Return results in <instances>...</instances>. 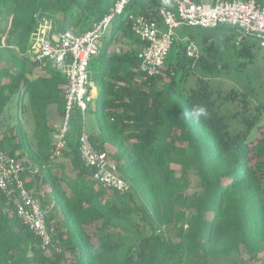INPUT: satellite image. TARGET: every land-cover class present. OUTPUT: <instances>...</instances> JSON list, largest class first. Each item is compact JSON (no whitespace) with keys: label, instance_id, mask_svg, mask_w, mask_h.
Listing matches in <instances>:
<instances>
[{"label":"trees","instance_id":"trees-1","mask_svg":"<svg viewBox=\"0 0 264 264\" xmlns=\"http://www.w3.org/2000/svg\"><path fill=\"white\" fill-rule=\"evenodd\" d=\"M113 1L0 0V145L24 159L29 191L62 213L48 215L52 243L45 248L0 190V264H219L234 256L238 264H264V103L253 106L248 91L214 80L229 67L217 64V48L206 37L198 57L180 44L160 74L142 73L143 43L129 14L161 23L159 0L130 3L96 56L105 67L96 75L102 101L93 110L98 128L91 141L131 188L121 192L93 179L95 168L78 150L77 109L68 147L53 156L68 79L29 52L45 21L53 32L82 34ZM238 43L242 69L254 61V44ZM5 54L12 60L1 59ZM193 103L207 107V120L185 118Z\"/></svg>","mask_w":264,"mask_h":264},{"label":"built area","instance_id":"built-area-1","mask_svg":"<svg viewBox=\"0 0 264 264\" xmlns=\"http://www.w3.org/2000/svg\"><path fill=\"white\" fill-rule=\"evenodd\" d=\"M137 0H114L107 13L82 34L72 30L53 32L52 25L45 21L29 52L32 60L40 66L49 65L56 70L68 66V84L65 90V112L55 134L56 146L53 156H61L67 146V133L74 111L84 114L94 101L90 65L103 44L113 20L124 14L127 6ZM161 23L142 14H129L134 34L141 40L139 51L140 70L148 77L157 76L163 68L175 42V29L183 25L218 28L231 26L240 33L239 40L249 36L260 39L264 46V2L257 0H159ZM186 51L190 57H198L199 50L193 41H188ZM79 154L87 166L95 168L93 179L105 188L128 191L130 184L117 169L115 161L106 151L97 148L91 141L83 124L79 135ZM24 161L9 154L0 145V190L6 193L15 205V210L24 225L30 228L47 248L52 243L47 218L58 205L52 201L44 207L39 198L29 191L22 177ZM55 205L57 208L55 209Z\"/></svg>","mask_w":264,"mask_h":264},{"label":"rangeland","instance_id":"rangeland-1","mask_svg":"<svg viewBox=\"0 0 264 264\" xmlns=\"http://www.w3.org/2000/svg\"><path fill=\"white\" fill-rule=\"evenodd\" d=\"M10 19V14H7L5 25L8 24ZM120 24L121 21L117 20L114 24V27H118ZM114 27L111 25L109 31L107 32L106 39H109L110 32ZM239 36L240 33L231 26L205 28L200 26L183 25L175 29V43L168 54L167 61L174 62L176 60L179 45H187L188 41H193L197 45L199 53L202 54L204 52L203 47L206 37L208 39V43H214L217 48V64L221 66L225 64L229 67L227 69L222 68L221 72L216 74L214 80H216L223 89L236 88L241 91H248L249 98L253 106L259 103H264V46L260 45V39H258L256 36H249L247 38L248 42L254 44V61L248 64L245 68L237 69L236 64H238L240 59L235 55L233 43H238L240 41ZM104 40L105 38L103 39V42ZM9 55L10 54H5L1 59H6L7 57L11 59ZM104 67V58L100 59L99 61L96 59V57L92 59L90 71L91 76L94 78L91 82V85L95 89V92L93 89L95 98L90 108L84 114H82V119L80 120L81 124H84L86 131L90 134L96 132L98 128L96 113L93 110L97 107V105L101 104L102 93L100 85L103 80L101 79L100 75L98 77H96V75L103 73ZM68 69V66H65L60 71L64 74H67ZM199 73L200 72L197 74L200 75ZM195 80V77L190 78V82L192 83H194ZM56 115L57 112L53 111V116ZM11 120L14 122L13 117ZM61 122V118L57 116L54 122L56 130L59 129ZM71 122L73 123L74 119H72ZM72 123L70 126H72ZM26 128L30 130L31 125L27 124ZM173 167L177 169L179 168L177 164H174ZM47 199H51V197L47 195ZM56 208L57 205H55V209ZM53 213L61 218L62 213L59 209ZM219 264H238V258L235 256L231 259L224 258V260Z\"/></svg>","mask_w":264,"mask_h":264},{"label":"clouds","instance_id":"clouds-1","mask_svg":"<svg viewBox=\"0 0 264 264\" xmlns=\"http://www.w3.org/2000/svg\"><path fill=\"white\" fill-rule=\"evenodd\" d=\"M209 115L207 107L201 103H193L184 113L186 119L196 124H199L202 120H207Z\"/></svg>","mask_w":264,"mask_h":264},{"label":"crops","instance_id":"crops-1","mask_svg":"<svg viewBox=\"0 0 264 264\" xmlns=\"http://www.w3.org/2000/svg\"><path fill=\"white\" fill-rule=\"evenodd\" d=\"M94 92H95V89H94Z\"/></svg>","mask_w":264,"mask_h":264}]
</instances>
